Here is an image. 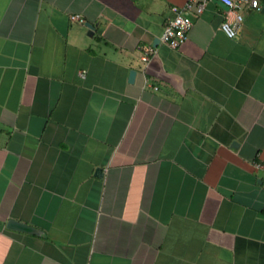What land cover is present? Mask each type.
Instances as JSON below:
<instances>
[{
	"label": "crops",
	"instance_id": "0c3cea01",
	"mask_svg": "<svg viewBox=\"0 0 264 264\" xmlns=\"http://www.w3.org/2000/svg\"><path fill=\"white\" fill-rule=\"evenodd\" d=\"M187 1L0 0V264H264V9Z\"/></svg>",
	"mask_w": 264,
	"mask_h": 264
},
{
	"label": "built area",
	"instance_id": "2783aa9c",
	"mask_svg": "<svg viewBox=\"0 0 264 264\" xmlns=\"http://www.w3.org/2000/svg\"><path fill=\"white\" fill-rule=\"evenodd\" d=\"M227 7L221 28L229 38H235L244 22L245 14L249 11L261 10L264 0H219ZM207 0L197 1L189 0L182 6H172L171 11L173 17L165 26L162 42L172 49H178L188 39L189 33L193 28V20L191 13L201 14L204 12ZM72 20L84 23L79 16H72ZM154 53V49L149 51L142 57L143 62H148L150 55ZM257 170L264 172V162H256L254 164Z\"/></svg>",
	"mask_w": 264,
	"mask_h": 264
},
{
	"label": "water",
	"instance_id": "95a60500",
	"mask_svg": "<svg viewBox=\"0 0 264 264\" xmlns=\"http://www.w3.org/2000/svg\"><path fill=\"white\" fill-rule=\"evenodd\" d=\"M221 5H222V7H225L227 9V7L224 6L222 3H221ZM263 9H264V6H263ZM87 27H89V29H90L89 34H91V32H93V30H94V26L91 24H87ZM135 76H136L135 71H131L130 82L134 81ZM7 227H8V229H11L14 231L25 232V233L36 234V235L40 234V231L38 229H36L35 227H32L30 225H27L25 223H22V222L16 221V220L8 221Z\"/></svg>",
	"mask_w": 264,
	"mask_h": 264
}]
</instances>
